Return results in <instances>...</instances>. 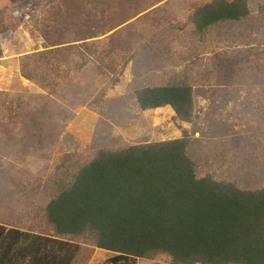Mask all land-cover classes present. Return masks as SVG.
<instances>
[{
	"label": "rangeland",
	"instance_id": "374dc122",
	"mask_svg": "<svg viewBox=\"0 0 264 264\" xmlns=\"http://www.w3.org/2000/svg\"><path fill=\"white\" fill-rule=\"evenodd\" d=\"M213 1L0 0V247L23 233L13 264L40 245L61 260L111 264L115 254L58 236L46 219L57 183L101 150L187 139L199 178L264 189V0L199 33L191 16ZM175 78L193 88L191 122L137 101Z\"/></svg>",
	"mask_w": 264,
	"mask_h": 264
},
{
	"label": "trees",
	"instance_id": "16d2710c",
	"mask_svg": "<svg viewBox=\"0 0 264 264\" xmlns=\"http://www.w3.org/2000/svg\"><path fill=\"white\" fill-rule=\"evenodd\" d=\"M248 16V0H215L194 12L191 21L202 33ZM136 98L142 110L169 106L179 120L193 119L194 92L184 79L142 89ZM189 145L176 139L99 151L69 180L57 183L47 223L58 236L89 237L97 248L115 254L111 264L160 255L172 264H264V189L241 190L199 178ZM20 236L15 232L13 246L0 247V264L16 261L11 252L20 253ZM52 249L29 246L22 252L37 254L26 264H77L74 253L61 260Z\"/></svg>",
	"mask_w": 264,
	"mask_h": 264
}]
</instances>
